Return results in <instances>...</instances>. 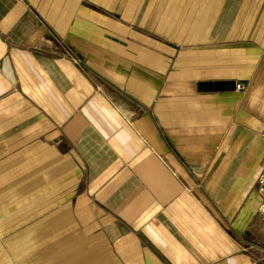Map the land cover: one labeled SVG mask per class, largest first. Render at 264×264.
Wrapping results in <instances>:
<instances>
[{"label":"crops","instance_id":"0c3cea01","mask_svg":"<svg viewBox=\"0 0 264 264\" xmlns=\"http://www.w3.org/2000/svg\"><path fill=\"white\" fill-rule=\"evenodd\" d=\"M259 118L264 0H0V264H264Z\"/></svg>","mask_w":264,"mask_h":264},{"label":"built area","instance_id":"2783aa9c","mask_svg":"<svg viewBox=\"0 0 264 264\" xmlns=\"http://www.w3.org/2000/svg\"><path fill=\"white\" fill-rule=\"evenodd\" d=\"M237 87L242 88L243 85L238 84ZM256 185H257L258 192L261 196V203L259 206V211L264 215V168L257 176Z\"/></svg>","mask_w":264,"mask_h":264},{"label":"rangeland","instance_id":"374dc122","mask_svg":"<svg viewBox=\"0 0 264 264\" xmlns=\"http://www.w3.org/2000/svg\"><path fill=\"white\" fill-rule=\"evenodd\" d=\"M238 89H243L244 86L242 88L237 87ZM258 121L261 123V125L264 126V118H259ZM262 134L264 135V130L262 131ZM239 243H241L242 245L246 246V241L245 239L239 234Z\"/></svg>","mask_w":264,"mask_h":264}]
</instances>
